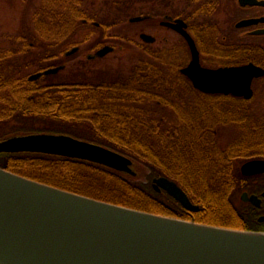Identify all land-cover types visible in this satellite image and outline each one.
<instances>
[{"label":"trees","instance_id":"trees-1","mask_svg":"<svg viewBox=\"0 0 264 264\" xmlns=\"http://www.w3.org/2000/svg\"><path fill=\"white\" fill-rule=\"evenodd\" d=\"M98 14L87 11L83 0H43L34 15L31 40L22 39L24 48H0V140L37 132L70 134L131 157L139 164L138 173L146 171V180L89 160L41 152H0V167L112 203L242 227L238 164L245 154L264 151V144L256 142L260 138L251 142L253 126L257 137L264 134V111L258 112L256 123L249 100L228 119H221L218 111H198L199 96L212 94L196 89L180 64L149 48L145 51L151 58H139L127 74L94 82L59 79L58 70L47 74L63 62L62 48L73 44L81 27L114 24L100 21ZM236 47L226 48L228 64L248 60L241 57L249 54H236ZM21 53L31 58L36 73L20 75L13 68V58ZM229 122L237 125L236 139L222 126ZM160 175L176 180L200 209L190 211L167 191L156 190L152 179Z\"/></svg>","mask_w":264,"mask_h":264},{"label":"water","instance_id":"water-1","mask_svg":"<svg viewBox=\"0 0 264 264\" xmlns=\"http://www.w3.org/2000/svg\"><path fill=\"white\" fill-rule=\"evenodd\" d=\"M161 23L187 40L192 59L181 71L197 89L252 97L254 77L264 74L261 67L252 62L218 68L203 66L186 21L178 18ZM0 152L62 155L136 174L130 157L62 133L12 135L0 140ZM242 171L262 172L264 160L247 161ZM153 183L185 208H200L175 180L160 176ZM250 200L260 201L257 195ZM0 264H264V232L124 206L0 167Z\"/></svg>","mask_w":264,"mask_h":264},{"label":"rangeland","instance_id":"rangeland-1","mask_svg":"<svg viewBox=\"0 0 264 264\" xmlns=\"http://www.w3.org/2000/svg\"><path fill=\"white\" fill-rule=\"evenodd\" d=\"M42 2L43 0H0L1 49H21L26 45L22 39L27 37L31 40L34 15ZM83 3L87 11L99 13L100 21L108 22L107 25L114 24L102 29L92 25L81 27L73 37V44L62 48L64 52L59 55V59L63 62L52 68L59 71V79L94 82L109 78L110 75L127 74L139 58H151L145 48L160 52L180 64L181 68L187 66L191 60L190 47L178 32L161 24L166 16H181L191 24L194 32L202 33L203 37H196L204 47L202 49L198 42L203 53L202 61L207 66L211 64L207 58L225 59L229 54L226 48L231 44L238 45L242 38L235 28L239 16L237 0H83ZM143 33L155 37V41L146 42L141 36ZM102 50L105 51L100 53ZM23 55L21 53L13 58V68H19L20 75L26 74L25 72L36 73L35 67L31 66V58L27 59ZM199 98L201 102L197 106L201 110L198 111L221 112V119L236 117L239 106L249 104L248 101L231 95H200ZM222 126L229 137L237 138L235 123L229 122ZM137 167L139 168V164L134 168L137 170ZM137 175L141 180H146V171Z\"/></svg>","mask_w":264,"mask_h":264},{"label":"flooded vegetation","instance_id":"flooded-vegetation-1","mask_svg":"<svg viewBox=\"0 0 264 264\" xmlns=\"http://www.w3.org/2000/svg\"><path fill=\"white\" fill-rule=\"evenodd\" d=\"M237 8L239 11V16H237L235 28L237 29V31L241 35L240 37L242 38L240 39L239 44L236 47L237 51H235V53L239 54L240 56H242L243 54H249L248 56L241 57L242 59H248L246 61L237 63L236 60V63L228 64L227 62H225L226 59L223 58H207L211 62V64L210 66L205 65L203 63L204 61H202L203 53L201 48L199 47V41L197 40V37L191 24L185 19V21L187 22V30L193 35L196 40V43L200 50L201 62L204 66L218 68L221 66L243 65L252 62L264 70V0H257L252 3H248L247 0H244L243 2L242 0H237ZM168 17L166 16L167 19H172L174 21L181 16H177L175 18ZM247 20H252L253 22L250 24L242 23L243 21ZM141 36L146 42L155 41V39L150 35H145L143 33L141 34ZM105 50L99 52L101 53ZM252 88L253 95L251 98H238L253 102V104L250 105V111L252 114V119L256 123L258 112L264 111V74L254 77L252 82ZM235 97L237 98V96ZM253 130L255 131L253 133L256 135L254 136L251 142L255 143L254 141L257 138H260V140L256 142L264 144V134H262L261 137H257L256 127L253 126ZM254 159L264 160V151L256 153L252 152V154L249 155L245 154V156L242 158V161L238 164V171L241 175L240 178L242 179V185L240 188L239 195L237 197V215L238 218L241 220L242 227L237 228L264 232V171H259L253 174H245L242 171L243 164L247 161ZM245 193L248 194L246 195V197L244 196ZM252 195H257L260 201H258L257 203L252 202L250 200V197Z\"/></svg>","mask_w":264,"mask_h":264},{"label":"bare ground","instance_id":"bare-ground-1","mask_svg":"<svg viewBox=\"0 0 264 264\" xmlns=\"http://www.w3.org/2000/svg\"><path fill=\"white\" fill-rule=\"evenodd\" d=\"M164 20H169V21H172V19H166V18H165V19L161 20V22H162V21H164Z\"/></svg>","mask_w":264,"mask_h":264}]
</instances>
